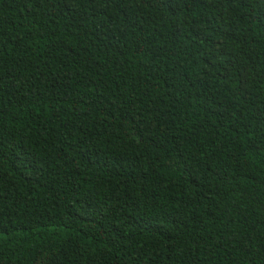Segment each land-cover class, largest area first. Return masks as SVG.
<instances>
[{
  "label": "trees",
  "instance_id": "trees-1",
  "mask_svg": "<svg viewBox=\"0 0 264 264\" xmlns=\"http://www.w3.org/2000/svg\"><path fill=\"white\" fill-rule=\"evenodd\" d=\"M0 264H264V0H0Z\"/></svg>",
  "mask_w": 264,
  "mask_h": 264
}]
</instances>
